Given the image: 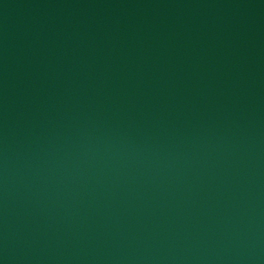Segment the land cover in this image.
I'll use <instances>...</instances> for the list:
<instances>
[{
	"label": "water",
	"instance_id": "95a60500",
	"mask_svg": "<svg viewBox=\"0 0 264 264\" xmlns=\"http://www.w3.org/2000/svg\"><path fill=\"white\" fill-rule=\"evenodd\" d=\"M0 264H264V0H0Z\"/></svg>",
	"mask_w": 264,
	"mask_h": 264
}]
</instances>
